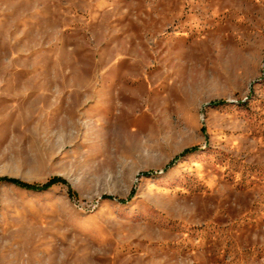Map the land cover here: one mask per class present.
Masks as SVG:
<instances>
[{
    "label": "rangeland",
    "instance_id": "rangeland-1",
    "mask_svg": "<svg viewBox=\"0 0 264 264\" xmlns=\"http://www.w3.org/2000/svg\"><path fill=\"white\" fill-rule=\"evenodd\" d=\"M0 264H264V0H0Z\"/></svg>",
    "mask_w": 264,
    "mask_h": 264
},
{
    "label": "trees",
    "instance_id": "trees-1",
    "mask_svg": "<svg viewBox=\"0 0 264 264\" xmlns=\"http://www.w3.org/2000/svg\"><path fill=\"white\" fill-rule=\"evenodd\" d=\"M3 180L18 184V185H20L24 188H28V189H47L50 187V184H52V183H43V184L29 183V182L20 181L18 179H13L10 177H4ZM52 180H64V179H62L60 177H55ZM70 192H71V194H73V192L71 190H70Z\"/></svg>",
    "mask_w": 264,
    "mask_h": 264
}]
</instances>
